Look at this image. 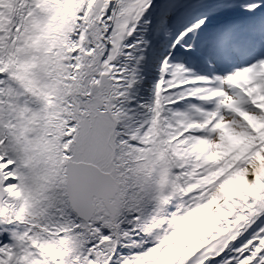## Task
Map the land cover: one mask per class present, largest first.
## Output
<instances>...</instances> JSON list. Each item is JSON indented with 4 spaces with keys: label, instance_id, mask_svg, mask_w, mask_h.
<instances>
[{
    "label": "snow or ice",
    "instance_id": "1",
    "mask_svg": "<svg viewBox=\"0 0 264 264\" xmlns=\"http://www.w3.org/2000/svg\"><path fill=\"white\" fill-rule=\"evenodd\" d=\"M0 264H264V0H0Z\"/></svg>",
    "mask_w": 264,
    "mask_h": 264
}]
</instances>
